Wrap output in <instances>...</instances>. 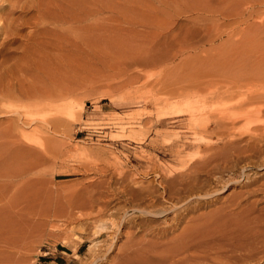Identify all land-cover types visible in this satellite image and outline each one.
Here are the masks:
<instances>
[{
	"label": "rangeland",
	"instance_id": "1",
	"mask_svg": "<svg viewBox=\"0 0 264 264\" xmlns=\"http://www.w3.org/2000/svg\"><path fill=\"white\" fill-rule=\"evenodd\" d=\"M0 16L2 179L9 200L19 189L22 212L19 246L0 250V264L121 263L146 232L144 218L124 214L128 181L157 184L205 143L222 146L220 136L258 127L250 109L264 101L240 102L264 90V0H0ZM257 66L262 76L252 79ZM234 82L236 94L216 97ZM259 162L151 249L166 253L188 224L204 240L220 234L213 242L226 243L223 253L242 245L256 255L245 264H264V157ZM13 228L7 224V236Z\"/></svg>",
	"mask_w": 264,
	"mask_h": 264
},
{
	"label": "bare ground",
	"instance_id": "2",
	"mask_svg": "<svg viewBox=\"0 0 264 264\" xmlns=\"http://www.w3.org/2000/svg\"><path fill=\"white\" fill-rule=\"evenodd\" d=\"M6 1H8V0H6ZM30 1H32V0H30ZM45 2L46 1H44V3ZM26 4L27 5H25V7L28 6L29 3H26ZM32 4H33V2H32ZM15 7H16V5H15ZM32 7H34V5ZM32 7L30 6L29 8H32ZM38 7H40V5ZM13 8H14V6H13ZM34 10H35V8H34ZM10 13H11V11H10ZM21 13H23V12H21ZM14 14H16V13H14ZM2 17H4V16H2ZM2 17L0 18L1 20H2ZM28 21H30V20H28ZM1 23H2V21H1ZM12 29H13V26H12ZM15 29L17 31V28H15ZM43 29H45V28H43ZM4 30H5V28H4ZM19 30H21V29H19ZM258 63H259V61H258ZM255 69H256V67H255ZM257 69H258V72L255 71L254 73H253L254 69H252L253 71L249 70L250 74L248 72V74H249L248 76L250 78H252V76L254 77L255 74H257V76L258 75L262 76L263 71L261 70V68L259 70V68L257 66ZM251 71H252V73H251ZM242 73L238 72V73H236V76H237V74H242ZM232 76L234 77L235 75H232ZM235 77L233 78V80L235 79ZM243 77H244V75H243ZM243 77H240V78H243ZM262 77H264V76H262ZM262 77H260L261 80L264 79ZM236 78L238 79L239 77H236ZM257 79L258 78H256L255 81ZM235 81H236V79H235ZM246 81H248V78ZM238 82H240V81L237 80L236 83H238ZM248 83H249V81H248ZM232 85H233V83H232ZM245 85H247V83H245ZM261 85H264V84H261ZM234 86H235V82H234ZM234 86H230V87L228 86V88L226 90H224L223 92H221L222 90L218 87L220 91L218 92L216 97L222 96V95H225V96L228 95L229 96V95L234 94L235 91L237 92V90H235V88L237 86H240V85H236L235 87ZM252 89H253V87H252ZM252 89H251V91H252ZM253 91H257V90H253ZM263 91L259 92V90H258L257 92H255L254 94L251 95V93L248 90L247 92L250 93V97H248L249 94H248V96L246 95L244 97L245 99H243L240 102L241 103L240 106H242L244 104H248V103H251V104L256 103V102L261 103V101H264L263 100L264 99V92ZM215 94H216V92H215ZM49 95H51V94H49ZM54 97L55 96L53 95V98ZM54 102H55V100H54ZM53 104H55V103H53ZM11 107H13V106H11ZM68 108H69V106L67 107V110H68ZM64 110H65V108H64ZM70 110H71V108H70ZM250 110H253L258 115L259 120H257V123L255 125V126L258 125V127H256V128L254 127L255 129L254 128H248L244 132L239 131V133L241 132L240 134L234 133L236 131V130H234L233 132L228 133V135H226L225 137L221 138V136H220L218 140H220L222 142V146H220L219 144H216V143H210V142L205 143L204 150L200 149L198 151L197 158L194 159L193 161H191V163L188 164L182 171H180V169H179L178 170L179 173L177 172L178 174L169 175V173H165V174L160 176L159 180H157V182H158L157 184H155L154 182H149L148 184H146L148 179L144 180V182H141L138 179L132 185L127 184L130 181H128V182L126 181L129 177L128 175H130V174L125 175V176H128L127 179L125 180L127 183H126V185L123 186V188L121 187L122 189L120 190V193H122L123 197H125V198L127 197L126 199L129 200L130 203H128V204H130V209L128 207L129 210L125 211V210H127V208H126L127 204H126L125 205L126 209L123 210L124 209L123 208L121 210L125 211L124 214L125 213L128 214L129 212L133 213V214L137 213V214H139V216H141V218H144V220L140 224H141V226H143L145 228L144 231H146V232L143 233L144 236L141 235L143 238L140 239L139 243L137 244V242H136V245H138V246H136V248L134 247L135 245L134 246L132 245L133 248H129L131 246L128 245L129 246L128 249H130V250H128V249H127V251L125 250V253H123V256H122L123 261L119 264H156L155 261L157 259L162 261L161 264H214L213 263L214 262L213 257L215 256L216 258H222L223 259L222 255L225 256L224 261L223 262L221 261L222 263H219L217 261V262H215L216 264H233V263L245 264L248 261V259L250 260L251 258L256 256L253 253H251L250 255L243 254V253H246L248 250L246 249L247 251L244 252L243 250H245V249H244V247H241L242 245L241 246H235L234 244L232 246L230 245L231 247H229V248L227 247L228 249L225 248V251H226V249H227V251L226 252L224 251V253H223L222 250H224V249H222L223 248L222 245H224L226 243L222 244L221 245L222 248H221L220 244L216 243V242H218V240L216 242H213L217 239L215 237V235L219 236L220 234L214 235V234L209 233V235L210 234L214 235L212 238L213 241L211 239L210 240L207 239L206 235L204 234V238H205V240H204L203 236H200L201 233L199 235V231H198L199 229H197L196 227L189 228L188 224H186V223L185 224L187 225V227H186L187 229H185V227H184L183 231H181L179 235L177 234L174 238H172V241L168 245L167 249H166V246H164V248L166 249L165 250L166 253L158 255V254H156V251L158 249L155 251H154V248H153V250L151 249V247H154L156 244H157L156 247L159 245L158 242L156 241V239L159 240V239H164L165 237H167L169 235V231H174L173 228L177 229L176 227H180L182 225V223L187 218H190L189 216L192 212L194 213L197 210H199L200 208H203V206H208L211 202H213V200H211V198L214 197L215 195H217L221 191V189L224 188L225 185L227 186L233 182H236V181H234V179L237 180V178L243 177L245 174V165L248 167L250 165L254 166V164L260 163L259 161L264 157V133H258V132L261 129H264V120L260 119L261 116H264V106H262V105L257 106L256 108H253ZM57 112H58V110H57ZM240 112H239V114H240ZM246 112H248V111H246ZM246 112H243V113H246ZM64 113H66V111ZM252 114H254V113H252ZM241 115H242V113H241ZM241 115H240V117L242 118L244 114L242 116ZM257 115H256V118H257ZM245 116H249V115L246 114ZM251 117L252 116H249L248 118H251ZM245 119H247V117ZM236 123L237 122H235L234 124H236ZM225 124H227V123H225ZM232 126H234V125H232ZM206 138H208V137L206 136ZM3 155L4 154H0V156H1V158H0V234H1L0 235V250H2L4 248H7L9 250L10 247H12V245H13V247H15V249L19 246V242H18L20 240L19 230L21 227V219L20 218H22V212H21V207L19 205V189L18 188L15 189V192H13V194L11 195V198L9 200V197H8L9 191L7 189V186H6V182H4V179H2V178L7 177V173L5 171V166H4L5 163H3V161H4ZM4 162H6V160ZM183 165H185V164H183ZM247 167H246V169H247ZM158 170H160V169L158 168ZM121 172H123V171H121ZM158 172L159 171H157V173ZM125 173H127V172H125ZM142 173H144V172H142ZM146 173H148V172H146ZM160 173H158V174L160 175ZM123 174L124 173H122V175ZM132 176H134V174ZM132 176H131V179L135 177V176L134 177H132ZM139 176L141 179V175H139ZM245 176H246V174H245ZM142 177H143V174H142ZM119 179H120V176H119ZM157 179H158V177H157ZM123 180H124V178H123ZM240 183H242V182H240ZM222 185H223V188H222ZM111 186L112 185H110V187ZM104 190H105V187H104ZM109 192H111V191H109ZM115 192H117V190ZM115 192H112V193H114L113 195L116 196L117 193H115ZM240 194H242V193H240ZM116 197H118V195ZM242 197H243V195H242ZM113 198L115 199L114 196H113ZM119 199H122V198H119ZM119 199H117L118 202H119ZM109 200L105 199L103 201L104 203H106L105 206L110 204L111 201H109ZM124 202H126V201H124ZM234 205L238 206L235 203H234ZM234 205L231 204V206H234ZM240 206H242V205H240ZM119 207L120 206H118L116 209H118ZM228 207H230V206H228ZM112 208H110V210ZM103 210L105 211V208L102 209V211ZM230 210H232V208ZM117 212H119V211H117ZM105 213H106V211H105ZM119 214L121 215V213H119ZM223 214H225V213H223ZM113 215H114V212H113ZM116 215L117 214H115V216L113 218H116L117 217ZM111 216H112V213H111ZM125 219H126V217H125ZM112 220L114 221V219H112ZM119 220H121V219H119ZM123 220L121 221V223L123 222ZM139 220L140 219H138L136 221H139ZM192 220L194 221V219H192ZM197 220L198 219H196L195 221H197ZM109 221H111V220H109ZM193 221H191V227L193 225L192 223H195V221L194 222ZM8 223L12 224L14 227L13 228V234H11L9 236H7L5 233L6 226ZM163 223H165V224H163ZM187 223H188V221H187ZM234 223H236V222H234ZM113 225H117V223L116 224L114 223ZM197 225H198V221H197ZM199 226H200V224H199ZM119 228H120V226L118 227V229ZM200 228H202V227H200ZM208 228H210V227H208ZM238 228H239V225H238ZM238 228H236V229H238ZM141 230H142V228H141ZM241 230H239V231L241 232ZM137 231H139V230H137ZM200 231L202 232L203 230H200ZM210 231H212V230H210ZM224 231H222V232H224ZM233 231H235V230H233ZM208 232H209V230H208ZM140 233H141V231H140ZM212 233H215V232H212ZM226 233H225V235H226ZM231 233H233V232H231ZM211 235L209 236L210 238L212 237ZM207 236H208V234H207ZM222 237H224V236H222ZM135 238H136V236H135ZM214 238H216V239H214ZM220 238H221V236H220ZM232 239L233 238H231L229 240H232ZM131 240H130V242H131ZM227 241L228 240H226L224 242H227ZM237 242H238V240H237ZM162 243H163V241H162ZM131 244H133V243H131ZM215 244H217L216 247H215ZM161 247H163V246H161ZM11 249H14V248H11ZM147 249L149 251H146ZM4 250H3V252H4ZM8 252H6V253H8ZM158 252H160V251H158Z\"/></svg>",
	"mask_w": 264,
	"mask_h": 264
}]
</instances>
